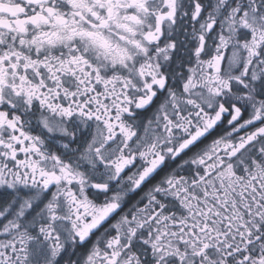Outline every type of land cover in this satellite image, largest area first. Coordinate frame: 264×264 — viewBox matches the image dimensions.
Instances as JSON below:
<instances>
[{
	"label": "snow or ice",
	"instance_id": "snow-or-ice-1",
	"mask_svg": "<svg viewBox=\"0 0 264 264\" xmlns=\"http://www.w3.org/2000/svg\"><path fill=\"white\" fill-rule=\"evenodd\" d=\"M0 264H264V0H0Z\"/></svg>",
	"mask_w": 264,
	"mask_h": 264
}]
</instances>
